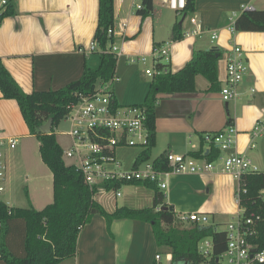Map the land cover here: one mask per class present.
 Here are the masks:
<instances>
[{"label":"crops","instance_id":"0c3cea01","mask_svg":"<svg viewBox=\"0 0 264 264\" xmlns=\"http://www.w3.org/2000/svg\"><path fill=\"white\" fill-rule=\"evenodd\" d=\"M135 1L114 0L112 42L120 52L117 57L141 62L145 65L144 73L154 65L151 56L154 47L164 42H169L167 67L173 72L191 58L194 49L216 47L222 52L217 64L216 89H209L208 80L197 75L194 91L160 96L155 107V145L151 160L166 152L186 154L201 148L208 150L202 135L221 130L229 118L237 132L232 147L221 154L239 153L248 157L258 147L260 139H254L255 147H250L251 129L264 111V31H231L229 26L242 13L243 6L264 10V0H194V9L181 13L170 9L164 0H153L152 11L145 16L137 12L135 5L139 3ZM8 4L12 12L1 19L0 59L24 92L58 89L79 78L84 65L95 67L98 64L100 49L88 50L97 26L98 0H10ZM163 8L173 14L174 29L167 39L156 41L154 21L160 18ZM3 11L5 9L0 13ZM174 13L182 16L179 23ZM164 25L169 29L172 22H163ZM195 27L201 29L200 34L183 36L185 31ZM147 30L151 33L148 39L144 38ZM175 31L181 37L174 38ZM212 32L218 36L212 38ZM234 45L242 48L249 69L237 86L236 96L225 102L220 89L224 85L227 56ZM97 50L98 58H92L91 53ZM149 77L148 83L142 82L139 101L132 104L142 103L152 78ZM129 79L136 83L137 76ZM29 136L34 135L29 133L16 102L2 98L0 92V138L17 140L13 149H3L9 169L1 192L8 191L12 200L16 198V184L22 180L27 187L31 180L25 168L26 163L30 164L15 151L20 139ZM138 153L136 148H127L119 150L118 156L129 167ZM33 163L38 168V163L34 160ZM35 178L36 190H43L42 175L35 174ZM166 179L167 189L161 191L163 201L181 211V215L204 213L211 217L209 224L212 225L222 223L224 216H237L238 182L232 175L215 169L203 173H170ZM153 194L152 191L150 205ZM94 198L108 212L119 207L114 201L104 205L96 196ZM129 198L125 197L123 205L145 207L128 204ZM4 202L18 206L8 200ZM156 254L160 255L159 260L155 259ZM161 258L150 223L120 218L114 219L108 227L103 216L94 215L79 232L75 255L57 264H152L154 261L163 264ZM170 261L167 253L165 264Z\"/></svg>","mask_w":264,"mask_h":264},{"label":"trees","instance_id":"16d2710c","mask_svg":"<svg viewBox=\"0 0 264 264\" xmlns=\"http://www.w3.org/2000/svg\"><path fill=\"white\" fill-rule=\"evenodd\" d=\"M114 0H98L97 26L94 38L100 49L99 61L95 67L84 65L79 78L70 81L58 89L24 92L6 69L0 59V92L4 99L16 102L27 125L29 133L39 142V154L43 163L52 173L53 198L41 209L32 205L27 207L9 206L0 200V264H57L76 253V243L81 228L91 221L94 215L105 218L109 227L114 219L129 218L151 224L155 242L160 253H169L170 264H221L220 255L226 248V232L212 224L190 222L189 226L177 224L175 210H163L164 194L155 182H107V190L125 185L143 186L153 191L150 206L133 208L126 205L108 212L94 198L96 192L83 181L82 175L62 158L63 149L54 134V126L65 117L68 106L81 97L93 93L99 84H105L115 76L117 55L110 49L113 41L108 28L114 24ZM142 16L153 9V0H141ZM194 9V0H187L186 10ZM12 12L10 4L0 13V18ZM234 29L243 31H264V10H244L234 21ZM181 37L175 31L174 38ZM220 49H194L191 58L177 71L151 78L147 93L140 105L146 108L147 126L150 140L145 149L140 150L136 164L151 160V151L155 145V107L160 96L180 92H192L196 89L195 78L202 75L209 82V89L218 87L217 64L221 58ZM157 67L163 66L158 63ZM113 104L120 105L112 91ZM52 118L49 133L40 127L48 118ZM230 118L227 123H230ZM203 137V135H202ZM201 137V138H202ZM203 141V140H202ZM196 158L214 161L221 154L220 149L211 145L208 150L188 153ZM155 167L168 169L164 154L152 160ZM241 186L246 189L240 195L239 207L245 218L251 213L258 215L254 224L258 237L253 240L264 244V200L260 191L264 188V172L246 173L242 176ZM160 206V209H156ZM210 238L212 250L205 255L199 250L200 242ZM152 264H160L155 261Z\"/></svg>","mask_w":264,"mask_h":264},{"label":"built area","instance_id":"2783aa9c","mask_svg":"<svg viewBox=\"0 0 264 264\" xmlns=\"http://www.w3.org/2000/svg\"><path fill=\"white\" fill-rule=\"evenodd\" d=\"M10 0H0L1 9H6ZM166 5L181 13L186 10L187 0H164ZM141 9V4L135 5ZM244 10L253 9L251 6H243ZM1 24V18H0ZM234 22L230 24L229 30H234ZM108 35H113V27L108 28ZM201 33L199 27L187 30L183 36H192ZM218 34L212 32V38ZM169 42L161 43L154 47L151 56L153 67L147 68L145 73L148 76H155L166 73L169 69ZM117 45L112 42L110 49L117 56L120 52ZM97 49V41L90 42L89 51ZM145 58L142 57L143 61ZM164 62V63H163ZM163 64L161 67L156 65ZM249 69L247 60L244 57L242 48L234 45L227 56L226 75L224 85L220 89L221 98L227 102L236 96V89ZM118 81L114 76L105 84H99L96 90L88 96L81 97L76 103L68 106L64 117L70 123V130L66 133L68 144L63 149L62 158L69 160L66 165L73 166L83 177L84 183L96 193L100 190L109 191L104 186L107 182H155L162 191L167 189L166 177L170 173H203L212 170H219L232 175L238 182L236 191V202L239 207L240 195L246 189L241 186L242 176L246 173H258L259 168L250 158L239 153L220 154L214 161L204 158H196L190 154H177L166 152L168 169L155 167L152 160H145L136 164L139 153L134 158L132 165L127 167L118 156V151L127 148H136L138 151L145 149L150 140V131L147 126L146 108L140 104L118 105L113 104L111 81ZM237 130L233 123H227L221 130L205 132L202 140L210 148L217 146L220 151L229 150L234 142ZM264 136V111L261 117L257 118L251 129L250 147H255L256 138ZM17 143L15 138H0V192L3 190V183L7 178L8 162L4 159L3 149H13ZM111 189L116 196L121 195V188ZM264 200V188L260 191ZM95 197V195H94ZM160 209V206L156 208ZM242 210L238 209L236 220L229 222L224 229L226 232V248L220 255H224L228 264H264V244L253 242L258 237V229L254 222L258 215L251 213L243 218ZM181 221H188L200 225L207 224L209 218L200 212H190L181 215ZM212 240L203 239L199 244V250L209 255L212 250ZM155 259L159 260L160 255L156 254Z\"/></svg>","mask_w":264,"mask_h":264},{"label":"rangeland","instance_id":"374dc122","mask_svg":"<svg viewBox=\"0 0 264 264\" xmlns=\"http://www.w3.org/2000/svg\"><path fill=\"white\" fill-rule=\"evenodd\" d=\"M136 3L141 4V0H136ZM155 14H157L159 7L156 4L154 7ZM162 12L160 13V18L155 19L154 26H155V32H154V39L156 41H159L161 39H167L169 35H171V32L173 31L174 27V18L171 11L167 9H162ZM175 14V13H174ZM176 23H179L182 16L176 15ZM171 21L172 25L169 29H166L163 22ZM144 38H150L151 33L147 30L144 32ZM98 50L96 52H92L91 56L92 58H98ZM145 65H142L141 62H135V61H127L125 57H118V62L116 66V73L115 76L119 78V81H116L115 79L111 81L110 86L112 87L113 93L121 105L125 104H132L135 101H139L140 93H141V87L142 82L148 83V80L150 77L144 73ZM152 68V67H150ZM137 76L136 83H132L129 78ZM140 77H143L144 80H140ZM136 103V102H135ZM70 130V123L69 121L65 120L64 118L61 119L53 128L54 134L56 136L58 144L62 147V149H65L68 144V138L66 136V133ZM258 140V147L254 149L251 153H249V158L254 161V163L257 165L259 170L264 171V137H259ZM38 140L35 136H29L28 138H21L18 146L16 148V153H20L21 156H25V160L30 165L25 164V168H27V173L29 177H31V180L27 183H24L22 180L16 184L15 188V196L16 198L14 200L10 199V193L8 191L0 192V199L3 201H10L13 204H16L18 206L27 207L29 205H32L36 209H41L44 207L46 203H50L52 201V173L48 169V167L42 162V159L39 154L38 150ZM28 158V159H26ZM31 158V159H30ZM38 163V168L34 165L33 160ZM65 163H69V160L64 158ZM28 166V167H27ZM41 166V167H40ZM29 171V172H28ZM35 174L37 176L42 175V179L45 181V184L43 185V190L38 191L36 190V181ZM121 195L116 196L115 192L113 190L109 191H98L95 196L98 198L100 202H102L104 205H109V203L116 202L117 205L121 206L123 205V201L126 197L129 198L127 200L128 204L133 205L135 204H142L145 206L150 205V195L152 193V190L143 188V187H135L133 185H125L123 186L121 190ZM135 196V197H134ZM40 197L45 198L43 201V198L40 199ZM134 197V198H133ZM131 201V202H130ZM181 211L178 209H175L176 219H179V216L181 215ZM209 217V216H208ZM236 220V216H224L222 218V223L214 224L213 227L217 229H225L227 223L234 222ZM211 221V217H209V220L207 224H209ZM177 224H180L182 226H189L190 222L188 221H181L180 219L177 220ZM161 262L163 264L167 263V253H161ZM221 264H228L226 256H222L220 258Z\"/></svg>","mask_w":264,"mask_h":264},{"label":"water","instance_id":"95a60500","mask_svg":"<svg viewBox=\"0 0 264 264\" xmlns=\"http://www.w3.org/2000/svg\"><path fill=\"white\" fill-rule=\"evenodd\" d=\"M52 118H48V120L43 124L41 125L40 129L42 132L44 133H49L50 130H51V127H52ZM161 209L163 210H173V206L171 205H163L161 206Z\"/></svg>","mask_w":264,"mask_h":264}]
</instances>
